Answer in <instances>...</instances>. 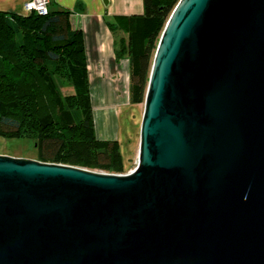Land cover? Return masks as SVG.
<instances>
[{
    "label": "water",
    "instance_id": "95a60500",
    "mask_svg": "<svg viewBox=\"0 0 264 264\" xmlns=\"http://www.w3.org/2000/svg\"><path fill=\"white\" fill-rule=\"evenodd\" d=\"M0 264H264V0H178L130 172L0 154Z\"/></svg>",
    "mask_w": 264,
    "mask_h": 264
},
{
    "label": "trees",
    "instance_id": "16d2710c",
    "mask_svg": "<svg viewBox=\"0 0 264 264\" xmlns=\"http://www.w3.org/2000/svg\"><path fill=\"white\" fill-rule=\"evenodd\" d=\"M142 1V15L110 23L123 32L116 55L129 61L131 103L144 99L158 32L178 2ZM70 13L0 11V137L34 140L42 162L121 173L119 143L95 136L82 32Z\"/></svg>",
    "mask_w": 264,
    "mask_h": 264
},
{
    "label": "crops",
    "instance_id": "0c3cea01",
    "mask_svg": "<svg viewBox=\"0 0 264 264\" xmlns=\"http://www.w3.org/2000/svg\"><path fill=\"white\" fill-rule=\"evenodd\" d=\"M29 0H0V11L25 15ZM70 11L73 29L82 32L86 74L95 135L116 140L122 158L138 150L142 107L129 98V61L116 55V33L110 23L119 17L139 16L142 0H50L48 11ZM119 31V30H118ZM0 154H3L0 152Z\"/></svg>",
    "mask_w": 264,
    "mask_h": 264
},
{
    "label": "rangeland",
    "instance_id": "374dc122",
    "mask_svg": "<svg viewBox=\"0 0 264 264\" xmlns=\"http://www.w3.org/2000/svg\"><path fill=\"white\" fill-rule=\"evenodd\" d=\"M161 30L158 32V37L161 34ZM123 35V32L117 31L116 32V38L117 40L119 37ZM143 111V101L140 102ZM96 136V135H95ZM0 152L6 155L14 156V157H21V158H29V159H35L38 160L37 156V148L35 147L34 140L28 139V138H6L3 139L0 137ZM137 162V150H135L130 155L126 156L124 155V158H122V166L123 169L121 173H114V174H126L134 169ZM79 167V166H77ZM84 168V167H81ZM88 169V168H86ZM91 170V169H89ZM96 171V170H93ZM101 172V171H97ZM109 173V172H105Z\"/></svg>",
    "mask_w": 264,
    "mask_h": 264
},
{
    "label": "built area",
    "instance_id": "2783aa9c",
    "mask_svg": "<svg viewBox=\"0 0 264 264\" xmlns=\"http://www.w3.org/2000/svg\"><path fill=\"white\" fill-rule=\"evenodd\" d=\"M50 0H29L24 4L26 14L34 12L38 15H46L48 13V4Z\"/></svg>",
    "mask_w": 264,
    "mask_h": 264
}]
</instances>
